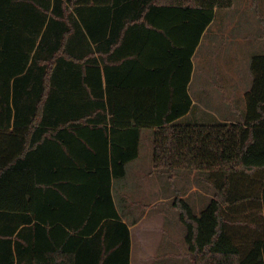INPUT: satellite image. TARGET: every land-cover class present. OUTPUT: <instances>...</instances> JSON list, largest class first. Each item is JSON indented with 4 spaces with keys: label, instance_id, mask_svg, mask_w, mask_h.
<instances>
[{
    "label": "trees",
    "instance_id": "obj_1",
    "mask_svg": "<svg viewBox=\"0 0 264 264\" xmlns=\"http://www.w3.org/2000/svg\"><path fill=\"white\" fill-rule=\"evenodd\" d=\"M233 2L0 0V264H130L111 189L145 127L155 171L213 176L199 214L173 200L190 264H264V52L241 121L176 122L200 39Z\"/></svg>",
    "mask_w": 264,
    "mask_h": 264
},
{
    "label": "rangeland",
    "instance_id": "obj_2",
    "mask_svg": "<svg viewBox=\"0 0 264 264\" xmlns=\"http://www.w3.org/2000/svg\"><path fill=\"white\" fill-rule=\"evenodd\" d=\"M264 52V0H234L231 8L216 9L192 57L193 70L188 84L192 99L189 111L178 123H232L245 112L244 93L250 88V60ZM141 131L140 157L127 164L125 176L114 179V196L120 215L145 236L153 237L151 251L138 255L133 264H190L184 236L185 226L172 206L176 196L186 200L194 213L214 195L213 176L208 171L177 169L174 177L155 171L151 133ZM151 165V166H150ZM256 217L258 209L251 210ZM139 226L137 227L139 229Z\"/></svg>",
    "mask_w": 264,
    "mask_h": 264
},
{
    "label": "crops",
    "instance_id": "obj_3",
    "mask_svg": "<svg viewBox=\"0 0 264 264\" xmlns=\"http://www.w3.org/2000/svg\"><path fill=\"white\" fill-rule=\"evenodd\" d=\"M190 82V81H189ZM189 84V83H188ZM187 89H188V86H187ZM189 93V92H188ZM180 118V117H179ZM179 118H177L176 119V121L179 119ZM154 129V128H153ZM153 132H154V130H153ZM153 132L151 133V136L149 137V138H151L152 139V137H153ZM139 157H140V143H139V146H138V155H137V157L136 158H134V159H132V160H130L129 162H127L126 163V165H125V175L127 174V172H128V169L126 168V166H127V164H129V163H132V162H137V160L139 159ZM151 166V165H150ZM124 175V176H125ZM112 196H113V201H114V203H115V206H116V208H117V210H118V212H119V214H120V211H119V209H118V205H117V202H116V199H115V196H114V179L112 180ZM121 216V215H120ZM122 218V217H121ZM123 220V219H122ZM123 221H125V220H123ZM126 222V221H125ZM127 223V222H126ZM128 224V223H127ZM131 224V223H130ZM130 224H128V226H129V229H130V237H131V249H130V264H133L134 263V261H133V255H134V252L136 253V251H135V249L138 251V248H139V254L138 253H136V254H138V255H140V257L141 256H144L145 255V251L146 250H148V251H151L152 249H154V248H151L150 250H149V248H150V244H151V239L152 240H154V238L153 237H150V236H145L144 235V231L142 230V226L140 227L139 226V224H140V222H138L137 224H135L134 226H136V228H135V231L134 232H136V236H133V233H132V227H131V225ZM139 226V229L137 228ZM136 245L138 246L139 245V247L138 248H136ZM139 264V263H138ZM140 264H142L141 262H140Z\"/></svg>",
    "mask_w": 264,
    "mask_h": 264
}]
</instances>
